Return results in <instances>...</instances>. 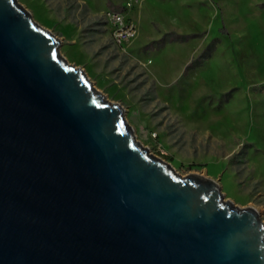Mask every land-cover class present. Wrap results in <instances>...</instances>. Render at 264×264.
Listing matches in <instances>:
<instances>
[{"label": "water", "instance_id": "water-1", "mask_svg": "<svg viewBox=\"0 0 264 264\" xmlns=\"http://www.w3.org/2000/svg\"><path fill=\"white\" fill-rule=\"evenodd\" d=\"M61 45L0 0V264H264L259 212L151 155Z\"/></svg>", "mask_w": 264, "mask_h": 264}, {"label": "rangeland", "instance_id": "rangeland-1", "mask_svg": "<svg viewBox=\"0 0 264 264\" xmlns=\"http://www.w3.org/2000/svg\"><path fill=\"white\" fill-rule=\"evenodd\" d=\"M19 2L151 155L215 180L264 223V0ZM108 11L135 26L128 45L114 43Z\"/></svg>", "mask_w": 264, "mask_h": 264}, {"label": "built area", "instance_id": "built-area-1", "mask_svg": "<svg viewBox=\"0 0 264 264\" xmlns=\"http://www.w3.org/2000/svg\"><path fill=\"white\" fill-rule=\"evenodd\" d=\"M106 20L111 28L114 43L117 46L124 47L136 38V28L126 19L124 13L108 11L106 13Z\"/></svg>", "mask_w": 264, "mask_h": 264}, {"label": "trees", "instance_id": "trees-1", "mask_svg": "<svg viewBox=\"0 0 264 264\" xmlns=\"http://www.w3.org/2000/svg\"><path fill=\"white\" fill-rule=\"evenodd\" d=\"M171 33H169V34H167L163 39H162V41L161 42H163V41H165L166 42V39H167V36L168 35H170ZM152 46V45H151ZM149 48H151L150 46H149ZM147 49V48H146Z\"/></svg>", "mask_w": 264, "mask_h": 264}]
</instances>
